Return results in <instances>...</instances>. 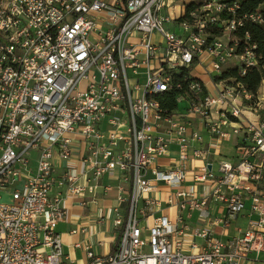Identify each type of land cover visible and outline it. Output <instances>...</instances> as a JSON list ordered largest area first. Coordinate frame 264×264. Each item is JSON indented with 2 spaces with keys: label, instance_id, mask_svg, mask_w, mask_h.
<instances>
[{
  "label": "built area",
  "instance_id": "1",
  "mask_svg": "<svg viewBox=\"0 0 264 264\" xmlns=\"http://www.w3.org/2000/svg\"><path fill=\"white\" fill-rule=\"evenodd\" d=\"M238 1L199 0L178 20L187 3L175 13L174 0H0V192L11 196L0 202V264H75L56 231L67 209L49 194L55 183L70 194L84 189L70 167L59 180L53 175V151L68 159L74 140L84 147L87 192L114 171L130 184L127 195L117 186L125 207L114 208L115 248L99 255L86 247V264L264 262V94L213 79L233 57L245 70L256 63L254 45L245 42L237 53L231 35L243 22L234 15ZM214 23L221 34L209 39ZM132 35L138 44L127 42ZM179 68L206 74L211 85L191 82L188 96L176 98L186 102L183 111L166 113L159 95L179 85L171 77ZM231 137L238 138L236 157L213 166L217 143ZM169 145L176 158L159 168ZM155 183L171 187L167 203L180 211L174 221L155 215ZM245 202V227L226 239L213 236L212 226L228 227ZM193 211L199 226L185 220Z\"/></svg>",
  "mask_w": 264,
  "mask_h": 264
},
{
  "label": "crops",
  "instance_id": "2",
  "mask_svg": "<svg viewBox=\"0 0 264 264\" xmlns=\"http://www.w3.org/2000/svg\"><path fill=\"white\" fill-rule=\"evenodd\" d=\"M191 1V0H189ZM183 1L174 0L172 10L178 13L180 3ZM185 4L187 2H184ZM178 15V14H177ZM175 14V16H177ZM172 29H178L175 25L167 24ZM180 30V29H179ZM158 35L154 34L153 39L158 40ZM205 60H208L207 58ZM200 80H204L207 86L210 87V79L206 74L195 73L193 74ZM262 86V84H261ZM186 106L185 101L178 103L177 110L183 111ZM202 135L204 143L208 142V134L205 130H202ZM238 138L231 137L229 140H223L217 143L216 151L212 155L213 166H215L216 160L224 157L233 160L236 157V143ZM84 152V147L82 143L78 140H74L71 145V155L68 159H60L56 152L52 153L53 162V175L56 180H59L63 172L67 167L74 169L77 173L78 184L82 186L83 191L80 193L70 194L66 192L65 185H59L55 183L49 191L50 196H60L62 199L63 206L67 209V217L65 220L58 221L56 225V231L59 233L62 250L70 259L74 261L75 264H86V247H89L94 254H106L115 248V243L117 240L116 229L112 226V218L115 215L114 208L119 207L123 210L125 207L124 203H118L117 186L121 184L127 192L130 191V184L119 180L120 173L114 171L113 173H104L97 180V185L93 193L86 191L85 179L81 175V163L80 157ZM176 158V146L169 145L167 155L159 157L156 160V164L159 168L168 169L172 166ZM199 162H196L198 164ZM156 189L149 193L159 201L156 216L165 214L169 217L171 216V211L175 205H169L167 203V196L170 194L171 187L165 185L164 183H155ZM104 186L109 188L106 192H103ZM159 194V195H158ZM161 194H166L165 200L162 202L160 199ZM142 205V201H139L138 206ZM248 202H245L244 209L239 213L235 221H233L228 227H224L221 224H216L212 226L213 236L221 239H226L237 233L238 229H243L246 225L247 213H248ZM180 211L176 208V213ZM183 215L185 211L181 212ZM196 211L192 212L190 219H185L186 222L191 226H199L196 221ZM174 215V217H175ZM151 219L144 220L143 223H150ZM72 230H74L72 232ZM194 241L196 244L201 243L199 237H195ZM190 251L188 244L184 246ZM264 256V255H262ZM242 264H264L262 258L258 260H246L242 261Z\"/></svg>",
  "mask_w": 264,
  "mask_h": 264
},
{
  "label": "trees",
  "instance_id": "3",
  "mask_svg": "<svg viewBox=\"0 0 264 264\" xmlns=\"http://www.w3.org/2000/svg\"><path fill=\"white\" fill-rule=\"evenodd\" d=\"M199 0H191L186 4V12L184 16L179 17L178 20H183L188 17L187 12L197 7ZM236 17L243 14V22L240 26L234 30L231 35L238 38V46L236 52L240 53L244 46L247 44L254 45L252 51L254 52L256 63L248 68H244V73L241 74L243 63L234 64L227 67H223L219 73L213 74L215 81L227 79L235 80L240 83L243 88L256 96L262 83H264V0H239L238 7L234 11ZM258 13L261 17L260 22H254L250 16ZM225 13H223L222 16ZM229 16V15H228ZM209 36L212 38L221 34V25L218 23L211 24L208 28ZM246 35L248 40L246 41ZM172 81L179 84L177 87H173L170 90L164 91L159 95V101L162 108L166 110V113H171L178 107L176 101L177 96H188L190 90L189 84L193 81L201 82L200 78L189 72V69L179 68L176 71H172Z\"/></svg>",
  "mask_w": 264,
  "mask_h": 264
},
{
  "label": "rangeland",
  "instance_id": "4",
  "mask_svg": "<svg viewBox=\"0 0 264 264\" xmlns=\"http://www.w3.org/2000/svg\"><path fill=\"white\" fill-rule=\"evenodd\" d=\"M179 1L187 2V3L189 2V0H178V2ZM167 27L170 28L169 25H166V28ZM175 31L177 33L180 32L179 29H176ZM139 40H140L139 37L136 36V35H132V36H129L127 38V42L128 43L138 44ZM234 64H240L238 58H236V57L231 58L223 67H227V66L234 65ZM137 76L141 78V83H142L143 82V78H144L143 75L142 74H139ZM258 92H259V95L260 96L262 94H264V86H260ZM28 159H29V162H28L29 167H32V169H33L35 167V165H36V162H37L36 152L35 151H32L30 153V155L28 156ZM191 167L192 166L190 165L187 169H189ZM160 196H161L160 199L163 202L165 200V198H166V194H161ZM10 201H11L10 193H8V192H0V202L1 203H9ZM175 213H176V207H173V209L171 211V216H170L171 221H174V219H175V217H174Z\"/></svg>",
  "mask_w": 264,
  "mask_h": 264
},
{
  "label": "bare ground",
  "instance_id": "5",
  "mask_svg": "<svg viewBox=\"0 0 264 264\" xmlns=\"http://www.w3.org/2000/svg\"><path fill=\"white\" fill-rule=\"evenodd\" d=\"M250 18L253 20V15H252V16H250ZM244 68H245V63H243V66H242V70H241V72H243V71H244Z\"/></svg>",
  "mask_w": 264,
  "mask_h": 264
}]
</instances>
